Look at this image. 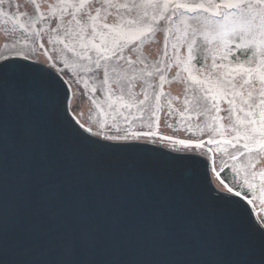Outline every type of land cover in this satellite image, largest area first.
Here are the masks:
<instances>
[{"label": "water", "instance_id": "1", "mask_svg": "<svg viewBox=\"0 0 264 264\" xmlns=\"http://www.w3.org/2000/svg\"><path fill=\"white\" fill-rule=\"evenodd\" d=\"M0 60V264H264V225L196 152L110 141L48 64Z\"/></svg>", "mask_w": 264, "mask_h": 264}, {"label": "rangeland", "instance_id": "2", "mask_svg": "<svg viewBox=\"0 0 264 264\" xmlns=\"http://www.w3.org/2000/svg\"><path fill=\"white\" fill-rule=\"evenodd\" d=\"M55 3L56 0H0V60L21 55L58 71L70 86V111L86 130L97 137L110 141L152 142L153 139L154 143L165 147L204 156L209 152L217 156L220 152L235 156L237 150L229 148L231 144H224L225 140L243 136V133L231 131L236 121L229 119L228 104L218 100L220 111L208 113L193 103V88L196 86L189 76L191 73L198 77L199 72H193V66L202 64L188 59L187 44L178 31L180 21L176 23L173 17L160 21L153 33L140 39H136L139 32L129 34L120 63L124 73L133 77L131 82L135 86L137 101L135 106L127 107L124 106L127 97L124 102L117 99L120 93L115 84L102 86L100 77L103 73L89 71L94 68L97 57L90 53L91 61L81 59L80 44L64 38L66 25L62 26L52 18ZM90 7L94 10L97 5L93 3ZM37 8L43 18L37 15ZM113 21L114 16L107 18L108 23ZM165 71L170 72L168 76H161L160 72ZM109 88L114 95L109 94ZM141 99L145 101L143 105L139 103ZM143 108L152 114L147 123L143 121ZM218 138L222 143L211 142ZM195 140L206 141L195 144L192 142ZM247 142L240 140L242 147ZM235 157L247 168L245 181L248 185L259 188L256 202L264 209V151L253 154L241 148ZM218 158L215 165L220 163ZM212 177L218 188L231 191L217 175L216 168ZM263 214L260 212L261 216Z\"/></svg>", "mask_w": 264, "mask_h": 264}, {"label": "snow or ice", "instance_id": "3", "mask_svg": "<svg viewBox=\"0 0 264 264\" xmlns=\"http://www.w3.org/2000/svg\"><path fill=\"white\" fill-rule=\"evenodd\" d=\"M93 3L97 5L94 10ZM52 8V18L66 25L64 38L80 44L81 59L91 61L90 53L97 57L89 71L103 73L102 86L115 84L120 93L117 99L124 102L127 97V107L137 101L133 77L124 73L120 63L129 34L139 32L136 39H140L153 33L158 22L176 17L188 59L194 62L198 56L204 57L202 65L193 66L199 76H189L196 86L195 107L213 113L220 111L218 100L226 102L229 119L236 121L231 131L243 133L234 137L236 143L244 139L249 153L264 151V0H56ZM190 13L193 15L184 20ZM37 15H41L38 8ZM109 16H114L112 23L107 22ZM245 49H255V55L243 63L230 59ZM4 91L0 86V109L6 106ZM109 94H115L111 88ZM144 102L139 100L141 105ZM58 264H72L70 253Z\"/></svg>", "mask_w": 264, "mask_h": 264}, {"label": "trees", "instance_id": "4", "mask_svg": "<svg viewBox=\"0 0 264 264\" xmlns=\"http://www.w3.org/2000/svg\"><path fill=\"white\" fill-rule=\"evenodd\" d=\"M189 15H193V14H188L183 16L184 20H188ZM176 21V23L179 21L176 17H173ZM171 19V18H170ZM168 19V20H170ZM172 22V20H171ZM179 26V24H177ZM234 43H239V42H234ZM225 53L229 52V49L226 48L224 49ZM231 51L235 52V49H232ZM195 55V53H193ZM252 55H255V49H252L251 51L245 49L242 50L240 52H237L235 55L230 56V59L233 60L234 62H239V63H243L245 62L248 58H250ZM165 58V57H163ZM203 59L204 57L198 56V58L195 60L196 63H200L203 64ZM164 63V62H163ZM164 68V67H163ZM168 73L170 72H160V75H166L168 76ZM165 76V78L167 79V77ZM142 116H143V121L145 123L149 122L151 119V113L146 109L143 108L142 109ZM231 140L232 143H228L227 141ZM152 142H154L153 139H151ZM206 140H195L192 141L195 144H199V143H203ZM211 141V140H209ZM213 144L217 143L220 144L222 143V139L218 138L214 141H211ZM231 144V147L229 146V148H233L235 151L237 150L236 153H234L235 156H237L238 154H240V149L244 148L242 147L243 145L239 143H236V141L234 140V138H230L228 137L225 140L224 144ZM236 145V146H235ZM220 146V145H217ZM239 147V148H237ZM250 148L255 147V145H250ZM229 148L227 150H229ZM245 149V148H244ZM246 150V149H245ZM222 151V150H221ZM206 156V155H205ZM219 156L218 159H220V163L219 165H215V161L217 160L216 158ZM218 156L214 153V152H209V154H207L206 158L209 160L210 162V167H211V171H213V169L216 168V173L219 176V178L229 186L230 188V192H234L236 194H239L241 196H243L244 198H246L250 204L252 205L256 215L258 216V218L260 219V221L263 223L264 225V214L261 216L260 212H264V209H262L260 206H258L259 204L256 202V197L259 196V188L258 187H252L250 185H248V181H245V178L247 179L248 177L246 176V170L244 166H243V162H239L236 159H231V154L229 153H225L223 154V152H220L218 154ZM244 163H246V159H243ZM239 165L238 167L236 166ZM264 176V173H263ZM263 193V192H262Z\"/></svg>", "mask_w": 264, "mask_h": 264}, {"label": "clouds", "instance_id": "5", "mask_svg": "<svg viewBox=\"0 0 264 264\" xmlns=\"http://www.w3.org/2000/svg\"><path fill=\"white\" fill-rule=\"evenodd\" d=\"M147 142H149V141H147ZM154 143V142H153Z\"/></svg>", "mask_w": 264, "mask_h": 264}]
</instances>
